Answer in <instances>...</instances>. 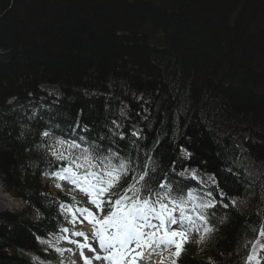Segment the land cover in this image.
Instances as JSON below:
<instances>
[{"label": "trees", "instance_id": "trees-1", "mask_svg": "<svg viewBox=\"0 0 264 264\" xmlns=\"http://www.w3.org/2000/svg\"><path fill=\"white\" fill-rule=\"evenodd\" d=\"M261 27L264 0H0V182L38 217L0 214V264H35L34 235L66 228L41 178L63 165L158 206L183 167L214 174L249 209L216 206L184 263L242 264L264 223Z\"/></svg>", "mask_w": 264, "mask_h": 264}, {"label": "rangeland", "instance_id": "rangeland-1", "mask_svg": "<svg viewBox=\"0 0 264 264\" xmlns=\"http://www.w3.org/2000/svg\"><path fill=\"white\" fill-rule=\"evenodd\" d=\"M228 7H229V4L226 5V8H228ZM14 14H15V12H14ZM31 21H33V20L31 18V16L29 15V22H31ZM6 25L7 24L4 23L1 27L4 28ZM14 25H16V24H14ZM262 31H264L263 27H261L260 32L262 33ZM258 35H260V34H258ZM50 92L56 93L57 90H56V88H53V90L50 89ZM237 147L240 148L241 150H242V147H243V151H244V146L243 145L241 146L240 142L238 143ZM183 157L185 158L184 155H183ZM195 175H197V174H195ZM60 177H61V179H60ZM55 178L58 181L57 186L55 188L54 187L49 188V190L52 191L53 194H57L58 192L59 193H68L69 196H71V197H74L73 194H75V195H78L77 204H78V202H79L80 206L82 204H84V206H83L84 209H81V210L78 209L77 211H74V212L71 210L70 207L62 206L61 210L62 211L71 210L73 212L72 215H73V217L75 219L74 225L71 228L74 235H73L72 238L65 239L64 241H66L67 243L73 242L76 246H74L73 244H71V245L74 246V247H79V246H81L82 243H83V245H85L86 244L85 240H92L93 237L95 236V235H90L89 233L85 235L86 229H90V228L94 229L92 225H98V224L103 226L104 229H106L107 224H109V225H111L110 226V229H111L110 234H112V236H110L108 238L107 237H101V240L105 241V240L109 239V242L106 241V243H108V244L114 243L116 241L117 229H120L121 226H123L122 219L119 220V217H124L125 218V216H126L125 214H123L121 212V206H117V208H116V210H115V212H114V214L112 216L104 217V216H102V214H104L103 213V208H102V203L100 201V198L96 197V196H98L97 193H96V192H98L97 190L90 189V187L84 186L83 184L79 183L78 182L79 181L78 177L70 175V173L68 172L67 169H65V171H63L62 173L56 174ZM200 180L203 181L204 179L201 178ZM82 183H83V181H82ZM74 189H80L82 192L81 193H77V191L74 190ZM198 196H202L203 198H205L206 201H209V198L206 196V194L205 195H198ZM237 198H239V197H237ZM189 199L191 201H193L194 203H196L198 206L199 205L206 206L197 197H195V198L194 197L193 198L189 197ZM239 199H241V198H239ZM239 199L232 200L230 203L232 204V207L234 209H237L238 211L243 212V211H245L247 209L248 204H247V202L239 200ZM135 209L136 208H134V210ZM23 211H24V209L22 208V205L19 202H17L16 200L12 199L9 195H7L6 193L3 192V187H2L1 182H0V213H2V212H12V213L20 214ZM183 216L185 217L186 215L183 214ZM29 219L31 221H35V217L34 216H31ZM147 221H148V219H147ZM158 221L160 222V219H158ZM194 221H195V223H194ZM160 223H159V225H160ZM192 223H194V225L197 227L198 230L201 228L198 220L196 219V217L194 215H192ZM126 225L128 226V224H126ZM124 227L125 226H123L122 228H124ZM157 227L158 226L156 225V230H158L157 235H155L154 238H150L149 240L152 241V242L157 243V245H156V246H158L157 249H164L162 247L164 242H163L162 246L160 245V241H163V240L160 237L161 236V234H160L161 232L159 233V229ZM149 228H150L149 230H154L155 229V227H153L150 223H149ZM160 228H161L162 231H164V229H163V227L161 225H160ZM101 231H102L101 227L95 226V234L96 235H98V233L101 232ZM124 231H125V229H124ZM82 234H84L85 237H81ZM104 234H106V233H104ZM107 234H109V232ZM134 234H135V230H134L133 235ZM134 237L136 239V236H134ZM259 238L260 239H264V237H261V236ZM179 241H181V242L185 241V237H180ZM51 242L53 244L55 243L54 241L49 240V239H39L38 240V247H39L40 252L41 253L42 252L43 253L54 252L57 255L62 254L63 255V260H64V258H66L67 260H69L70 264H77V263L85 264L86 259H88L90 261V255L92 253L81 254L80 253L81 250H78V248H73L72 250L74 252H76V253H73V251H72V253L70 255H67L64 252V250L63 251H59L58 249L53 248V246L51 244H49ZM58 244H62V243H58ZM157 249L151 250V252H150L148 257H145L144 253H142V251H140L141 260L143 262H145L147 260L149 261L154 256V252L153 251H156ZM98 250L100 251V249H98ZM252 254H253L252 259L254 260L255 257H256L255 255H257V253H253V251L251 250V255ZM125 255H126V253H125ZM127 255H128V251H127ZM97 257H98V255H97ZM96 259L97 258L93 257V260L90 261L89 264H91L93 262H96Z\"/></svg>", "mask_w": 264, "mask_h": 264}, {"label": "bare ground", "instance_id": "bare-ground-1", "mask_svg": "<svg viewBox=\"0 0 264 264\" xmlns=\"http://www.w3.org/2000/svg\"><path fill=\"white\" fill-rule=\"evenodd\" d=\"M194 223H195V221H194ZM149 229H150L149 228V222L147 221V219H144L143 224L141 226L140 235L138 238H140L141 245H142L141 251H142V253H144L145 257L149 256L151 250L158 248V246H156L157 243L149 240L150 238H154V236L157 235L158 230H156V229L149 230ZM131 237H132V233H131L130 227L128 225L125 228L124 234L121 236V240H122L121 245L118 246L117 249H115L114 255L109 256L110 260L107 263L99 260L97 255L99 256L103 253V251H101V249H100V251L98 250L97 255L95 256V258H97L96 262H93L91 264H127L125 259L128 258L127 257V251H130L132 248ZM162 244H163V241H160V245H162ZM51 245L54 247H57V248H63L64 247L62 244H58V243H54ZM263 246H264V239L258 238L252 247L253 253H258L263 248ZM125 253H126V255H125Z\"/></svg>", "mask_w": 264, "mask_h": 264}]
</instances>
